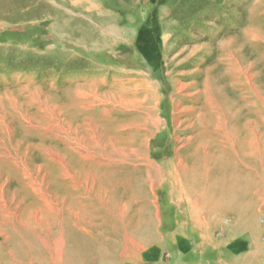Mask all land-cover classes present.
<instances>
[{
    "label": "rangeland",
    "instance_id": "rangeland-1",
    "mask_svg": "<svg viewBox=\"0 0 264 264\" xmlns=\"http://www.w3.org/2000/svg\"><path fill=\"white\" fill-rule=\"evenodd\" d=\"M206 82L230 133L264 137V0H0V264L111 262L129 238L156 242L167 196L207 201L173 174ZM261 172L211 223L255 245L249 264H264Z\"/></svg>",
    "mask_w": 264,
    "mask_h": 264
},
{
    "label": "bare ground",
    "instance_id": "bare-ground-1",
    "mask_svg": "<svg viewBox=\"0 0 264 264\" xmlns=\"http://www.w3.org/2000/svg\"><path fill=\"white\" fill-rule=\"evenodd\" d=\"M56 18L61 20L64 16L62 13H57ZM102 22L107 25V33L111 32L113 36L116 32V28H113L111 25V17L104 16L102 18ZM68 24L73 25L74 23ZM76 25V28L81 30L82 34H86L89 30H91L88 25L86 26L83 24L82 26V24L79 23H76ZM69 30L70 29L67 25L64 24L62 31L68 33ZM117 35L115 34V36ZM203 86L205 89L203 92L206 98L204 108L201 110L198 109V111L193 110V118L189 117L182 120L184 124L185 121L188 122L185 129L191 131L189 135L185 138L183 137L184 144L182 147L190 148V150L186 149L187 156L185 155L184 158H178L176 156L177 161L173 168L175 171H179L180 167V172H177L178 174L174 172L173 174L174 178L183 179L186 186H189L191 190H194L196 183L203 182L205 185V196L215 202L216 213L219 215L221 212H224L227 207H229V201L237 200L239 196L238 194H240L243 189L241 188L243 182H245L250 188L253 181L252 178H256V172L254 173V171L257 168L262 169V175L259 181H264V137H260L256 133H252V136L249 139H245L247 133H230L229 131L234 129L233 127L236 126L232 124V119L236 118L237 115L236 114L232 118V113L234 112L231 113L229 109V107H231V103L222 99L224 97V93L218 87L213 89L208 82H206ZM218 89L219 92L217 93ZM197 125H200V127L197 128ZM186 157H192V161ZM152 167L157 175L158 168L153 164ZM210 187H214L211 188L214 189L212 192L208 189ZM237 187L238 190L236 189ZM246 191L250 193L248 188H246ZM254 193H258L256 197L259 201L263 200L264 203V183L263 189L260 192L255 191ZM240 196H242V193ZM204 202H206V200H204ZM253 204L255 205V203ZM231 209L234 210L233 208ZM243 210H245V208H243ZM252 213L254 214L255 211ZM124 240L127 242L128 238L125 237ZM65 260L67 261V264H69V257L67 255L65 256ZM80 263L83 262L81 261Z\"/></svg>",
    "mask_w": 264,
    "mask_h": 264
},
{
    "label": "crops",
    "instance_id": "crops-1",
    "mask_svg": "<svg viewBox=\"0 0 264 264\" xmlns=\"http://www.w3.org/2000/svg\"><path fill=\"white\" fill-rule=\"evenodd\" d=\"M194 194L196 195L195 192ZM194 194L189 198L181 195L176 201L167 196L166 202L172 211L167 217L163 213L161 216L159 215L160 230L156 242L149 240L148 242L147 238H144L139 239V241L138 239L132 240L134 242L130 244L132 241L129 238V250L124 248L112 249L114 252L112 251V255H110L111 262L108 261L104 264H206L208 261L202 262L204 261L202 257L206 253L208 255L213 254L216 259L218 255L223 254L225 249L227 252H230L231 249L232 252L230 255L228 253L223 254L225 256L224 264H249L247 260L254 256L255 245L246 240V244L245 242L241 244L236 242L241 247L239 251L237 246H233L234 240L223 244L217 242L210 233L212 220L215 222L216 219V214L213 213V209L214 212L216 211L215 202L208 199L207 201L210 202L206 201V205V202L197 201L201 197L200 194L196 196ZM174 205H176L177 210L173 208ZM168 218H170L169 223ZM231 231L233 232V229ZM137 243L140 246H136ZM115 251L118 252L115 253ZM162 251L167 252L170 258L165 260L160 258ZM99 253L98 258H102L103 262L104 254ZM213 264H218L217 259Z\"/></svg>",
    "mask_w": 264,
    "mask_h": 264
}]
</instances>
